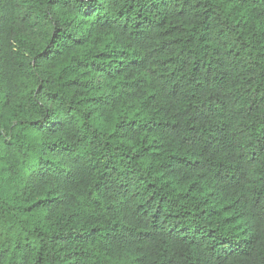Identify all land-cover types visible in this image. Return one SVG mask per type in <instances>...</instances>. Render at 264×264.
Here are the masks:
<instances>
[{
  "label": "trees",
  "instance_id": "trees-1",
  "mask_svg": "<svg viewBox=\"0 0 264 264\" xmlns=\"http://www.w3.org/2000/svg\"><path fill=\"white\" fill-rule=\"evenodd\" d=\"M0 264H264V0H0Z\"/></svg>",
  "mask_w": 264,
  "mask_h": 264
}]
</instances>
